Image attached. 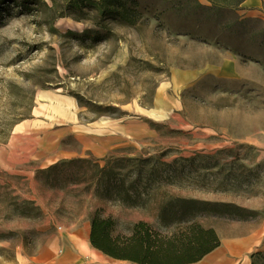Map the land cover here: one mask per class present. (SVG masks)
<instances>
[{"label": "rangeland", "instance_id": "374dc122", "mask_svg": "<svg viewBox=\"0 0 264 264\" xmlns=\"http://www.w3.org/2000/svg\"><path fill=\"white\" fill-rule=\"evenodd\" d=\"M136 1L137 24L93 39L0 0V264H132L91 247L95 210L264 254V9Z\"/></svg>", "mask_w": 264, "mask_h": 264}, {"label": "trees", "instance_id": "16d2710c", "mask_svg": "<svg viewBox=\"0 0 264 264\" xmlns=\"http://www.w3.org/2000/svg\"><path fill=\"white\" fill-rule=\"evenodd\" d=\"M9 1V0H2ZM18 0L17 5L28 10L37 4L53 13V19L69 18L76 22H90L95 29L82 34H92L93 39L106 37L108 24L134 26L142 14L136 0ZM192 11L201 8L197 0ZM245 0H206L209 9L217 14L237 10ZM263 4H264V0ZM107 23V25H106ZM79 36H83V35ZM104 35V36H103ZM112 108V107H109ZM89 243L104 256L132 264H194L214 251L220 244L213 228H206L196 220H187L178 232H162L139 221L128 232H118L111 217H103L100 210L90 215ZM264 254H252L251 264Z\"/></svg>", "mask_w": 264, "mask_h": 264}, {"label": "bare ground", "instance_id": "6f19581e", "mask_svg": "<svg viewBox=\"0 0 264 264\" xmlns=\"http://www.w3.org/2000/svg\"><path fill=\"white\" fill-rule=\"evenodd\" d=\"M253 239L254 236L248 239L225 242L220 249L205 257L198 264H236L244 249L253 244ZM243 264H248V260Z\"/></svg>", "mask_w": 264, "mask_h": 264}, {"label": "crops", "instance_id": "0c3cea01", "mask_svg": "<svg viewBox=\"0 0 264 264\" xmlns=\"http://www.w3.org/2000/svg\"><path fill=\"white\" fill-rule=\"evenodd\" d=\"M239 9L243 12H258V13H262L263 9H264V4L262 0H245L241 6L239 7Z\"/></svg>", "mask_w": 264, "mask_h": 264}]
</instances>
